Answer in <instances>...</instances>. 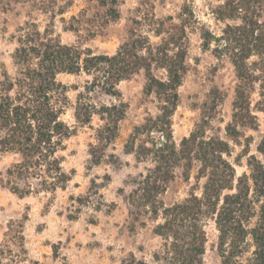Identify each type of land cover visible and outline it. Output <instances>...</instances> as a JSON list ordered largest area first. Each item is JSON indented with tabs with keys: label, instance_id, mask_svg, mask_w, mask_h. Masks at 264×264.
Wrapping results in <instances>:
<instances>
[{
	"label": "trees",
	"instance_id": "obj_1",
	"mask_svg": "<svg viewBox=\"0 0 264 264\" xmlns=\"http://www.w3.org/2000/svg\"><path fill=\"white\" fill-rule=\"evenodd\" d=\"M85 1L89 5L71 16L64 29L76 31L84 22L100 30L120 18L119 5L125 0ZM218 1L213 15L223 23L219 33L184 6L178 16L133 18L128 37L111 54L64 43L49 24L43 29L34 21L20 26L11 70L0 63V152L14 155L0 174V186L19 196L64 188L72 174L63 168L59 151L94 116L102 121L91 144L93 161L99 163L96 152L116 138L127 108L102 97L118 96L122 80L142 73L143 93L160 104L156 114L148 113L133 126L127 139V150L146 165L123 198L129 230L150 225L160 243L149 258L130 252L121 264H205L211 223L217 231L218 264H264V134L252 153L251 137L240 130L258 126L251 94L256 83L264 92V0ZM93 6L98 9L89 14ZM195 23L202 25V46L234 68L231 121L223 128L214 124L223 99L216 89L193 130L177 141L172 115L188 67L189 28ZM60 74L83 76V85H67ZM70 88L77 91L74 102ZM68 109L73 123L63 118ZM236 146H241L237 153ZM243 158L248 172L238 175L235 165ZM193 171L195 183L188 195L165 202L169 184L178 176L189 181Z\"/></svg>",
	"mask_w": 264,
	"mask_h": 264
},
{
	"label": "rangeland",
	"instance_id": "obj_2",
	"mask_svg": "<svg viewBox=\"0 0 264 264\" xmlns=\"http://www.w3.org/2000/svg\"><path fill=\"white\" fill-rule=\"evenodd\" d=\"M218 3V0H125L119 5L118 20L100 30L82 22L74 31L64 26L70 25L71 16H77L81 8L89 5L85 0H0V63L11 70L10 54L16 46L15 36L27 21L37 22L41 29L49 24L64 43L111 54L128 37L133 18L147 21L152 13L158 17L178 16L184 6L187 9L191 6L201 23L219 33L223 23L216 21L213 15ZM97 9L93 6L88 13ZM201 26L195 23L189 28L188 67L178 88L179 101L172 115L173 136L177 141L193 130L203 104L211 105L216 89L223 99L214 124L223 128L231 121L236 82L234 68L228 60H218L210 49L202 46ZM58 79L67 85L82 86L84 82L83 76L70 74H60ZM143 87L144 76L139 73L117 85L118 96L102 97L106 102H123L127 108L116 138L104 151L96 152L101 156L99 163H94L91 155L96 129L102 124L97 116L89 125L78 126L75 134L65 140V148L59 154L63 156V168L72 174V179L64 188L19 196L8 187L0 186L1 264H121L130 252L139 259L149 258L158 248L160 239L152 234L150 225L129 230L128 206L123 198L132 189L134 178L145 172L146 165L127 150V139L133 126L148 113L156 114L160 104L154 95H145ZM76 93L73 88L68 91L73 102ZM251 101L258 126L240 130L251 137L250 150L254 153L264 134V92L258 83ZM63 118L73 123L72 110L68 109ZM240 150L241 146L235 147V153ZM13 160L14 155L0 152V174ZM235 168L238 175L248 172L244 158ZM194 183V171L189 181L178 176L163 195L165 202L182 200ZM207 230L205 264H218L217 231L212 223Z\"/></svg>",
	"mask_w": 264,
	"mask_h": 264
}]
</instances>
